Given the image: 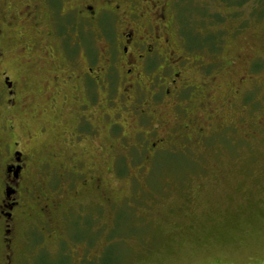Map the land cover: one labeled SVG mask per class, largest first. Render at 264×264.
Segmentation results:
<instances>
[{"label":"rangeland","instance_id":"374dc122","mask_svg":"<svg viewBox=\"0 0 264 264\" xmlns=\"http://www.w3.org/2000/svg\"><path fill=\"white\" fill-rule=\"evenodd\" d=\"M180 1L169 0L166 13L172 45H156L139 79L124 80L116 62L118 21L112 40L102 26L79 29L89 62L108 72L98 75L105 90L99 83L86 96L74 78L86 48L69 61L48 8L49 36L41 37L10 22L27 1L0 0L10 37L0 42V65L27 77L30 93L0 103V202L13 142L26 165L9 236L14 264H264V0L192 2L207 11L206 33L225 31L219 48L197 52L180 35ZM59 18L79 23L70 13ZM64 30L63 45H76ZM4 252L0 237V264Z\"/></svg>","mask_w":264,"mask_h":264},{"label":"flooded vegetation","instance_id":"af4514ba","mask_svg":"<svg viewBox=\"0 0 264 264\" xmlns=\"http://www.w3.org/2000/svg\"><path fill=\"white\" fill-rule=\"evenodd\" d=\"M27 2L23 3L22 7L17 10L14 14H10V22L18 18L22 23V28L30 31H37L38 35L41 37H48V30L42 25L43 18L45 16L44 10L47 8L50 11V27L54 26L55 40L58 41V49L62 48L63 52L68 51L67 59L73 58L76 49L85 47L87 52L85 56L86 68L84 71L79 70L80 75H76L74 78L80 79L85 90V95L89 96V92L93 86H97L100 83V88L105 90L103 86L104 80L108 75V72L101 67H98L95 60L89 62V56L91 52L89 51V45H80L79 29L85 28L87 31H93L95 27L102 26L103 31L106 33L108 38L112 40V29L114 21H118L120 25L123 26V30L120 33V42L118 46L116 45V51L120 54V58L116 62H120L122 69H125L124 80H129L131 77L139 79L142 72L145 70L143 64L149 61L151 65V60L155 53L158 52L159 44L163 43L166 47H170L172 44L169 41L167 31L169 29L170 23L166 22V13L171 11L173 8V3L170 4L169 0H70L69 9L63 11L64 0H25ZM19 2V1H18ZM12 1L9 7L13 6ZM47 6V7H46ZM70 13L74 20L77 19L79 23L76 25L72 21L65 23L63 17L65 14ZM111 18L112 22L106 21L105 23H100L102 19ZM6 16L0 13V42H6L10 39L7 32L3 31L2 24L5 22ZM9 22V21H8ZM7 22V23H8ZM138 26H140L138 28ZM144 29V35H139L135 33L136 30ZM74 32V40L76 45L66 44L63 45L65 31L64 29H70ZM46 33V34H45ZM4 37V38H3ZM3 38V39H2ZM139 39V41H138ZM2 40V41H1ZM110 40V39H108ZM49 40L46 39L42 46ZM84 41V40H83ZM157 45V47H156ZM121 46V47H120ZM149 46V48H147ZM45 48V47H44ZM154 48V50H153ZM168 49H166V52ZM54 48L52 46L44 49L45 59L53 61L52 54ZM172 54L171 51H169ZM1 49H0V62H1ZM153 56H152V55ZM152 56L151 60L150 57ZM75 63V61H74ZM117 64V63H115ZM112 63L108 68L113 69L117 72V66ZM76 65V63H75ZM110 71V69H109ZM99 74H103L104 77L99 78ZM112 74V73H109ZM94 75V76H93ZM72 78V75L70 76ZM127 78V79H126ZM98 79V80H96ZM122 80L120 81V83ZM29 80L27 77L15 76V73L3 70L0 65V103H4L9 106H14L18 100L17 95L20 93H25L29 95ZM134 84V83H133ZM132 83L126 84L128 87L133 85ZM108 90V89H107ZM85 100H88L85 98ZM54 101V98H52ZM88 102V101H87ZM89 103V102H88ZM82 107H87L86 103ZM143 115L144 114L143 112ZM82 120H86V117L79 118V123ZM9 126L8 129H11ZM18 145L17 142H13L9 148V159L10 162L4 166V183L2 186V200L0 202V237L2 245L5 249L3 261L4 264H14L16 254L12 249L13 238L11 239L10 233L13 231V211L17 209L18 202L16 201L17 195V181L19 179V174L26 168L23 163V153L21 151H16L14 148ZM15 212V211H14ZM10 222V224H9Z\"/></svg>","mask_w":264,"mask_h":264},{"label":"trees","instance_id":"16d2710c","mask_svg":"<svg viewBox=\"0 0 264 264\" xmlns=\"http://www.w3.org/2000/svg\"><path fill=\"white\" fill-rule=\"evenodd\" d=\"M181 0L180 2H183ZM195 0H187V3L182 6L180 16V35L184 40L185 48L190 52H197L198 50L208 49L214 51L219 45L222 44L225 31L221 32H208L204 31L206 22H204L205 15L203 8H195L192 6ZM229 7H241L248 2V0H227ZM199 17V18H198ZM214 23H219L224 20V17L217 16ZM199 19H201L199 21ZM220 19V21H219ZM205 34V37L203 35Z\"/></svg>","mask_w":264,"mask_h":264}]
</instances>
